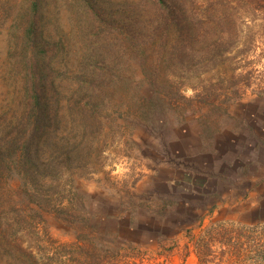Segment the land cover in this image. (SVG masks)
<instances>
[{"label": "rangeland", "instance_id": "1", "mask_svg": "<svg viewBox=\"0 0 264 264\" xmlns=\"http://www.w3.org/2000/svg\"><path fill=\"white\" fill-rule=\"evenodd\" d=\"M246 1L263 9L187 48L172 30L131 49L104 47L119 81L98 83L84 54L99 42L84 24L106 18L138 30L158 21L154 5L0 0V149L22 136L0 185L32 217L38 234L21 227L24 240L84 244L88 264H264V0ZM32 18L41 39L29 54L46 105L38 134L22 69ZM236 26L253 28L252 49L238 52L241 34L230 51L211 46ZM0 264L22 263L0 250Z\"/></svg>", "mask_w": 264, "mask_h": 264}, {"label": "trees", "instance_id": "2", "mask_svg": "<svg viewBox=\"0 0 264 264\" xmlns=\"http://www.w3.org/2000/svg\"><path fill=\"white\" fill-rule=\"evenodd\" d=\"M74 1L81 4H87L89 2V0ZM144 1H148L147 4L150 6L154 5L156 7L155 11L159 14L158 18L160 19V21L158 19L156 23H154L155 19H153V21L149 20L148 24L145 22L143 27L141 26V29L144 31H141V29H130L127 26V28L124 26L119 27V23L114 21L112 22L110 20L107 21L106 18H100L98 23L95 21L86 25L84 24V26H89L88 34L85 37H87V39L89 37H97V41L99 42L95 46V52L91 51L84 54V65L87 68L88 66H91V70L97 73V76H94L92 79L96 80L98 83H102L103 79H110L111 83L119 81V76L116 71L117 58H115V55L113 57L111 55L108 56L109 54L105 55V53L102 52L104 47L108 48V52H110L109 47L111 46L113 48V45H120V47L125 48L130 47L131 49L133 46H136L137 41L144 42L145 35H147L150 39H156L161 37L163 33L166 35L169 34L172 30L174 34H177L180 40L183 41V43L177 47L187 48L184 45L191 44L192 40H195L198 36L214 31L216 25H230L233 21H235L234 17L237 15L238 17H244L245 14L253 13L254 10L263 9L261 4L252 7L246 0H237L236 4L231 3L232 0ZM255 2H259V0ZM126 3H128V1H126ZM26 21V28L23 34L24 37L22 38V69L24 74L27 75L25 82L30 83L32 87H27L26 84L24 92L25 96H27L29 106L27 114L31 117L34 116L35 123L32 128L38 134L41 130L39 121H41V118L44 117L46 111V105L44 104V97L42 95L45 91L40 88V84L38 86L36 85L37 79L39 81L40 78L38 74L36 76L35 70H38L36 69V63L33 61V57L29 54V49L36 46L41 37L38 38L34 33L35 23L33 18L27 19ZM151 24L152 26L149 28L148 26ZM229 30V36H225L224 40L223 37H221V40L218 39L210 42L211 46L219 52L230 51L231 46L233 45L232 41L235 40L233 36L241 34L245 37V39L242 42H239L241 48L238 52L243 53L252 49L254 46L253 43L256 39L253 28H249V26H247V29L242 30L240 27L236 26L231 27ZM124 40H128L129 42H123ZM89 41L91 43L94 42L91 39ZM125 43L128 46H125ZM125 51L127 50L124 49L121 55L128 57V53ZM106 58L108 59L107 62L112 61V66L103 65ZM27 71L30 72L28 73ZM86 73H90V71L87 70ZM30 75L32 76L33 81H29ZM103 75H105L106 78H104ZM35 78L36 80L34 81ZM21 140L22 136L16 134L5 150L0 149V174L3 170H10L9 167L11 164L8 163L7 160L9 161L12 158V155H15L17 151L22 152ZM10 146L12 149L9 148ZM25 147V149L28 150L27 143ZM18 169H21L20 166ZM46 201L49 200H41L38 202V207L41 209L36 211V215L43 223L46 221L45 215L50 211L45 206L48 203ZM22 210V206L7 196L0 185V250L6 251L16 260L21 261L22 264H88L85 258H83L86 253V247L83 246L84 244L54 243V245L51 244L53 246L50 248H47L46 246L42 249H37L34 246H31V244H29V240H24L22 237L23 234L19 233V229L21 227L22 229L24 228L30 236L37 235L38 233L36 229L31 226L32 217L27 216L29 219L25 218V214L23 215ZM59 214L65 216L68 215L66 211L62 210H59ZM34 248L37 251H40V254H38Z\"/></svg>", "mask_w": 264, "mask_h": 264}]
</instances>
